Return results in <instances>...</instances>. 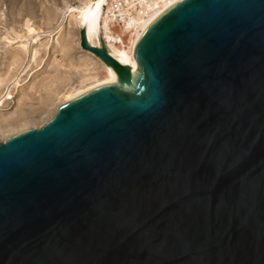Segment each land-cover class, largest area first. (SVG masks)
I'll return each mask as SVG.
<instances>
[{
  "label": "water",
  "instance_id": "95a60500",
  "mask_svg": "<svg viewBox=\"0 0 264 264\" xmlns=\"http://www.w3.org/2000/svg\"><path fill=\"white\" fill-rule=\"evenodd\" d=\"M114 82L0 142V264H264V0H178Z\"/></svg>",
  "mask_w": 264,
  "mask_h": 264
},
{
  "label": "rangeland",
  "instance_id": "374dc122",
  "mask_svg": "<svg viewBox=\"0 0 264 264\" xmlns=\"http://www.w3.org/2000/svg\"><path fill=\"white\" fill-rule=\"evenodd\" d=\"M118 1L0 0V142L23 129L42 127L67 95L105 77L108 67L80 47L81 9H99L95 45H100L106 9ZM157 1L142 3L136 20ZM130 2L123 0V6ZM110 29L116 34L125 30L115 24Z\"/></svg>",
  "mask_w": 264,
  "mask_h": 264
},
{
  "label": "bare ground",
  "instance_id": "6f19581e",
  "mask_svg": "<svg viewBox=\"0 0 264 264\" xmlns=\"http://www.w3.org/2000/svg\"><path fill=\"white\" fill-rule=\"evenodd\" d=\"M176 1L178 0H159L155 2L153 6L148 5L147 10H149V7H151V9L147 12V14H145V16L141 17L139 21L138 19L136 20V17L134 16L129 17L128 21L125 22L123 27L125 30L122 31L121 34L112 33V29L108 27L109 25L105 19L104 25L101 27L103 34L101 37L103 40L105 39L104 41L106 43H108L107 48L109 52L113 54L114 58H116L123 66H128L136 70L137 64L133 58V48L137 39L145 29L148 22H150L162 11H164V9ZM144 2L147 3L146 0ZM81 10H83L81 20L83 21L84 28L86 29L87 39L89 43L95 45L98 39L99 9L95 6L91 7L89 5H85V7ZM140 12L141 11H139V13ZM116 42H119V45H116ZM105 72V77L102 78V80H98L86 88L75 90L71 94L67 95L66 101H68L71 96L85 92L96 85L114 82L116 80V74L110 67L106 68Z\"/></svg>",
  "mask_w": 264,
  "mask_h": 264
},
{
  "label": "built area",
  "instance_id": "2783aa9c",
  "mask_svg": "<svg viewBox=\"0 0 264 264\" xmlns=\"http://www.w3.org/2000/svg\"><path fill=\"white\" fill-rule=\"evenodd\" d=\"M144 1L145 0H131V2L127 3L125 7V5L123 6V0H119L113 6H110L108 9H106L101 27H103L105 19L110 25V28L113 24L120 26V28L124 27L125 22L128 21L130 16L137 15L139 11L142 10L140 7ZM115 11L117 12V15H115ZM101 40L105 43V39L103 40L101 37Z\"/></svg>",
  "mask_w": 264,
  "mask_h": 264
}]
</instances>
